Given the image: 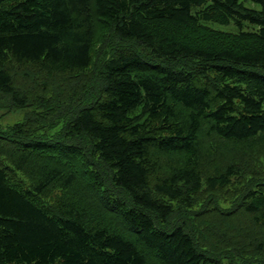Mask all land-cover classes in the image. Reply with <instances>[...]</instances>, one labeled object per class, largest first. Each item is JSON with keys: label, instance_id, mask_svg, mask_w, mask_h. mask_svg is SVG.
Listing matches in <instances>:
<instances>
[{"label": "trees", "instance_id": "trees-1", "mask_svg": "<svg viewBox=\"0 0 264 264\" xmlns=\"http://www.w3.org/2000/svg\"><path fill=\"white\" fill-rule=\"evenodd\" d=\"M99 32L121 47L93 64ZM0 96L62 121L0 128V264H220L188 212L264 156V0H0ZM258 173L240 209L261 240Z\"/></svg>", "mask_w": 264, "mask_h": 264}, {"label": "rangeland", "instance_id": "rangeland-1", "mask_svg": "<svg viewBox=\"0 0 264 264\" xmlns=\"http://www.w3.org/2000/svg\"><path fill=\"white\" fill-rule=\"evenodd\" d=\"M247 6H251L247 3ZM214 28L223 30H234L233 26L224 27L221 25H212ZM111 41V37L104 32H99L93 46L92 63L97 61L98 54L105 51L112 52L114 49L121 47L119 42L111 43L114 47L106 48L107 43ZM144 55H149L148 51L140 47ZM93 64L90 66L86 74L77 77L70 83L77 87H86L92 80H96L93 70ZM32 74L31 72H28ZM18 75L23 79L24 72L20 71ZM35 77V74H34ZM42 77V76H41ZM28 116L42 117L40 121L33 118V126L38 130V133L47 131L55 132L62 127V121L58 111L46 112L43 114L39 107L31 106L27 108H14L10 103V99L0 96V128L9 129L17 123L23 122ZM60 131V130H59ZM256 154V153H255ZM258 156L262 154H256ZM250 159L249 157L242 158L236 162V167L240 174L233 179V183L225 188H218L216 191L210 192L206 189L205 184L202 185V190L194 196V206L188 215L192 222L198 223L197 231L201 241L206 243L208 252L220 260V264H264V229L261 240L258 234L251 232L248 234L244 229L254 228L252 217L242 213L240 209L241 202L244 199V190L246 179L242 177L243 164L248 163L251 167L257 168L264 183V156ZM108 184V183H107ZM57 193H52L53 201ZM93 200L95 211L100 213H111L105 209L104 195L93 192ZM173 208H176L177 202H170ZM99 208V210L97 208ZM231 212L230 216L226 214ZM175 222H178L176 219ZM243 227V229H241ZM239 230L246 234V239L241 236H235ZM194 230H192L193 232ZM249 235V236H247ZM256 237L257 239H255ZM262 241L260 246L258 242Z\"/></svg>", "mask_w": 264, "mask_h": 264}]
</instances>
